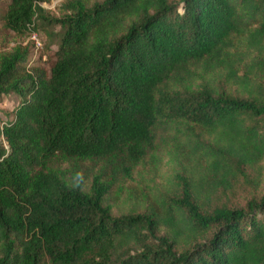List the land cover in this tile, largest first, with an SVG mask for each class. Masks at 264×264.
Instances as JSON below:
<instances>
[{"label": "trees", "instance_id": "obj_1", "mask_svg": "<svg viewBox=\"0 0 264 264\" xmlns=\"http://www.w3.org/2000/svg\"><path fill=\"white\" fill-rule=\"evenodd\" d=\"M46 1L0 7L55 45L47 68L32 40L0 52V100L20 99L0 118V264H264V194L224 200L263 179L264 0ZM165 141L182 201L115 214L114 179ZM80 160L89 184L58 164Z\"/></svg>", "mask_w": 264, "mask_h": 264}, {"label": "rangeland", "instance_id": "obj_2", "mask_svg": "<svg viewBox=\"0 0 264 264\" xmlns=\"http://www.w3.org/2000/svg\"><path fill=\"white\" fill-rule=\"evenodd\" d=\"M8 0H0V7ZM64 0H50L41 2V5L52 15H60L63 12L62 3ZM31 32L25 36H18L9 29H6L0 22V52L8 51L17 43L32 44ZM41 45L37 46L33 42L30 48L28 64H40L49 67L51 59V48L46 49L47 35L44 30H33ZM32 40V41H31ZM49 41V40H48ZM19 97L14 93L6 94L0 100V118L4 120L10 115L14 106L18 103ZM0 144L7 147L5 141L0 138ZM184 147L183 149H185ZM187 150V148H186ZM186 158L181 162L176 158L174 144L164 142L156 152L148 154L132 170L131 174L118 175L111 186L108 201L115 214L126 213L131 210L140 213H148L152 208L158 214L162 215L164 209L171 204L182 201V196H178L183 191L185 183L189 180L188 172L183 168ZM76 163L80 173L86 176L84 180L90 183L92 173L96 172L97 165L94 161L80 160L77 162H62L58 164L61 167H72ZM183 163V165H182ZM261 170L264 172V159L260 163ZM224 200L231 205H243L251 196H261L264 194V174L260 186L252 189L250 186L237 184ZM162 231L168 229L166 224L160 226Z\"/></svg>", "mask_w": 264, "mask_h": 264}, {"label": "built area", "instance_id": "obj_3", "mask_svg": "<svg viewBox=\"0 0 264 264\" xmlns=\"http://www.w3.org/2000/svg\"><path fill=\"white\" fill-rule=\"evenodd\" d=\"M31 38L33 39V42H35L37 46L41 45V42H40L39 39L37 38V35H36L35 32H33V33L31 34Z\"/></svg>", "mask_w": 264, "mask_h": 264}]
</instances>
